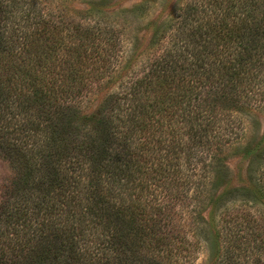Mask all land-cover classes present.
<instances>
[{
    "label": "trees",
    "instance_id": "1",
    "mask_svg": "<svg viewBox=\"0 0 264 264\" xmlns=\"http://www.w3.org/2000/svg\"><path fill=\"white\" fill-rule=\"evenodd\" d=\"M28 1L0 0V93L6 89L20 100L62 109L67 119L49 131L35 129L43 134L38 140L39 133L11 130L0 110V142L15 135L22 141L6 153L14 166L26 158L22 150L28 140H34L32 148L39 147L47 168L57 176L67 174L68 180L55 187V177L58 190L52 194L42 185L32 187L29 179L13 182L4 199L6 213L12 212L6 222L50 228L44 263L77 264L88 258L93 264L102 237L109 235L111 259L94 264H141L136 251L145 245L155 254L144 255L147 264H175L170 255L185 244L175 216L180 212L185 223L187 217L198 225V218L205 222L202 211L220 184L216 176L227 169L221 155L241 137L233 112L264 103V0L183 5L169 20L173 32L164 50L140 65L112 27L78 23L67 28L48 19L40 29L30 15L34 11L17 13ZM203 10L208 18L201 17ZM95 86V92L115 87L99 117H75L89 94L95 95ZM167 104L178 110L173 141L160 119ZM105 107L110 112L104 113ZM245 154L259 166L264 146ZM156 190L162 200L151 198ZM155 212L174 215L161 221Z\"/></svg>",
    "mask_w": 264,
    "mask_h": 264
},
{
    "label": "rangeland",
    "instance_id": "2",
    "mask_svg": "<svg viewBox=\"0 0 264 264\" xmlns=\"http://www.w3.org/2000/svg\"><path fill=\"white\" fill-rule=\"evenodd\" d=\"M195 1L197 0H34L33 3L30 0L23 3L24 6L19 7L17 13L23 16L34 11L30 15L36 17L40 29L48 19L64 23L67 28L78 23L83 25L99 23L100 26L112 27L123 38L127 50L131 48L135 52L132 60L134 64L140 65L164 50L173 32L169 29V20L178 15L183 5L187 6ZM203 1L207 3V0ZM226 2L224 5L230 6L231 2ZM200 15L208 18V13L204 10ZM6 62L5 59L4 64ZM8 76L5 73L2 76L3 81ZM3 86L5 87V82ZM114 88L113 86L105 89L102 86L101 91L95 92V86L93 88L95 95L89 94L88 97L91 99L86 96L88 99L80 105L81 111L76 113L75 117H99L104 100ZM10 94L6 89L4 93H0V110L6 112L11 130L15 127L22 134L25 131L20 128L28 129L30 133H35V129L49 131L55 123L63 125L64 121L66 122L67 117L64 119L66 114L61 112L62 109L58 111L55 108L40 106L33 101L20 100ZM174 111L178 113L174 106L167 104L165 114L160 116L164 122L165 136L170 141H173L178 130L174 123L178 116L173 113ZM65 112L69 113L67 110ZM105 112L108 113L110 110L105 107ZM233 115L240 119L241 137L238 141L229 143L221 155L222 164L227 169L221 168L218 173L221 177L216 176L220 184L219 188L213 190L212 202L202 211L205 222L202 217L198 218L200 222L198 225L197 220L192 221L187 217L185 223L180 212L175 216V223L178 222L181 231L180 238L185 241L181 249L176 248L173 255H170L171 261L175 264H264V156L261 164L257 166L253 155L245 154L258 144L264 146V103H253L244 111H234ZM3 123L0 121V125ZM88 125L92 128L90 121ZM36 133L41 137L35 138L41 140L42 132ZM16 138L15 135V138H9L7 143L0 142V264H50L41 260L45 248H50V237H53L50 228L33 225L31 222L20 226L11 219L6 222L12 212L6 213L4 199L9 194L11 184L17 183L21 178L31 180L32 187L42 185L45 192L52 194L58 190L53 185L55 177H58V180H55L56 187L68 180L67 174L62 173L61 176L59 173L57 176L53 168H47L45 165L47 159L37 152L39 147L32 148L35 143L32 139L28 140L29 145L22 150L26 158L13 166L6 153L10 151L11 145L22 142ZM20 139H23L22 135ZM19 147L21 149L22 144ZM26 161L30 165L24 166ZM152 197L155 200L163 199L159 190L151 194ZM106 208L110 211V206ZM168 215L173 217L174 214L155 212L154 218L162 221ZM109 237V235L102 237V243H99L102 247L98 253L99 257L92 259L91 263L109 262L112 253L108 250ZM145 246L136 251V254L140 251L142 255L141 264H147L145 256L155 258V254H151L152 252ZM216 246L219 248L218 251ZM166 259L167 257H161V260ZM77 264H89V259H81Z\"/></svg>",
    "mask_w": 264,
    "mask_h": 264
}]
</instances>
